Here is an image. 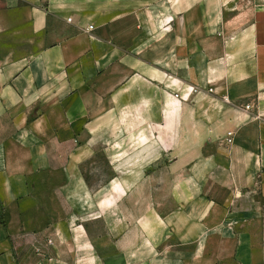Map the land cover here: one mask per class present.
<instances>
[{"label": "crops", "instance_id": "1", "mask_svg": "<svg viewBox=\"0 0 264 264\" xmlns=\"http://www.w3.org/2000/svg\"><path fill=\"white\" fill-rule=\"evenodd\" d=\"M254 194L264 0H0V264H264Z\"/></svg>", "mask_w": 264, "mask_h": 264}, {"label": "rangeland", "instance_id": "2", "mask_svg": "<svg viewBox=\"0 0 264 264\" xmlns=\"http://www.w3.org/2000/svg\"><path fill=\"white\" fill-rule=\"evenodd\" d=\"M103 164H104V156L101 153L95 155L92 162H89L87 164V168L85 170H86L87 176L89 177V181L91 182V187L93 188L98 187L97 184H94V182H99L102 179H106V170L105 169L98 170V167H97ZM253 197H254L253 199L255 200L257 207L261 208V210L264 213V201L257 194H254Z\"/></svg>", "mask_w": 264, "mask_h": 264}, {"label": "built area", "instance_id": "3", "mask_svg": "<svg viewBox=\"0 0 264 264\" xmlns=\"http://www.w3.org/2000/svg\"><path fill=\"white\" fill-rule=\"evenodd\" d=\"M68 21H71V19H68ZM89 29H93V26H91ZM178 97V96H177ZM247 109L250 108V106H246ZM226 142L228 144H232L233 143V133L232 132H229L227 134V138H226ZM50 244L52 243L50 240L48 241Z\"/></svg>", "mask_w": 264, "mask_h": 264}]
</instances>
